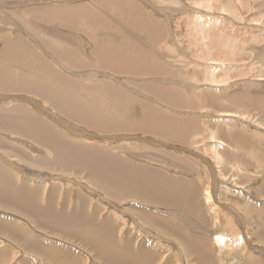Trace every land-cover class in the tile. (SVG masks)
Listing matches in <instances>:
<instances>
[{
	"label": "bare ground",
	"instance_id": "obj_1",
	"mask_svg": "<svg viewBox=\"0 0 264 264\" xmlns=\"http://www.w3.org/2000/svg\"><path fill=\"white\" fill-rule=\"evenodd\" d=\"M21 1L0 0V12H5L6 4L17 5ZM95 2L98 10L86 3L71 6L40 4L2 14V24L4 21L11 22L14 28H0V63L3 61L0 65V89L7 93L16 92L17 95V91H21L19 87H24L25 90V86H38V95L43 94L42 98H46L51 107L61 113L62 119L50 116L49 113L47 114L50 118L43 119L34 114L36 110L32 112L28 107L26 109L8 101L0 107V157L4 156L0 159V209L16 214V217L24 222L22 224L16 219L2 217L3 214L0 216V233L8 244L2 245L0 241V264H12L14 259L15 264H34V257L38 258L41 264H176V261L183 264V255L190 264H218L221 254L227 252L221 249L222 246L232 248L244 239L238 234L230 240L225 237L227 228H214L215 222L220 219L209 187L202 191L192 179H176L158 170L147 169L121 157L118 150L115 151V147L111 145H99L72 133V129L78 130L77 126L83 125L101 131L98 133H130L141 130L143 134L145 132L163 135L176 142L185 143L188 139V143L194 140L192 137L195 129L187 137L189 131L179 128L184 123L178 124V116H170L159 110L158 112L149 103L138 100L115 83L97 77V73L105 75L108 71L120 76L143 77L152 72L165 74L172 68L163 61H157L152 55L154 52L138 47L137 44L136 49L130 41L132 36L121 29L125 28V23L130 22L127 24L143 29L141 31L150 28L147 36L153 43L159 44V41H162L163 34L157 27L159 23L154 22L155 19L150 22L151 16L147 17V13L137 1ZM99 10H103V13ZM119 16H123V21L126 22H121ZM114 17L119 19L115 18L113 21ZM82 29L84 32L89 29V40L93 42L89 53V42L85 44L77 33ZM117 36L121 41L115 39ZM33 38L41 41L40 46L28 53L29 46L26 43ZM39 48H47V51ZM46 53L57 58L54 60L57 63L61 61L68 64L72 74L77 75L76 81L71 79L70 85L69 79L56 72L55 70L59 71L58 67L53 63L56 68L54 70L52 62L45 56ZM27 56L29 61L25 62ZM13 64L26 67L24 69L27 74L19 75L20 80L10 73L13 71L10 67ZM25 70L22 69L23 72ZM3 74L5 77H2ZM85 77L89 79L83 80ZM24 78L29 85L24 82ZM30 79H33V82ZM215 79L214 77V81ZM55 85L58 90L53 88ZM91 86L95 87L94 90ZM63 87L68 88V92L64 93ZM145 87L151 89L150 91L146 88L153 95L171 100L169 91L163 86L148 83ZM2 97L4 95H1L0 99ZM42 101L44 102L43 99ZM175 102L180 105H196L192 96L185 100L176 98ZM133 103L140 107L141 117L138 113L132 117L133 111L130 108ZM196 132L197 138L202 131ZM215 133L213 132L211 137L218 139ZM11 134L18 136L21 141L14 143L13 141L18 139H10ZM238 137H228V143L239 152H226L218 143L212 144L211 150L218 162L227 156L230 160L245 163L246 158L242 154L247 151L239 146L241 142L245 143ZM220 140L222 139L218 141ZM121 147L127 150L124 146L117 148ZM253 148L248 147L249 150H254ZM153 152L154 150L150 153L152 158ZM169 154L171 153L164 152L162 156L171 159ZM173 155L172 164L176 169L184 170L187 161L183 157L175 158ZM157 157L161 158L160 155ZM74 177L75 179H72ZM76 177L81 181L79 186L75 187L74 182L69 185L68 182L76 180ZM84 180L88 191L93 186L94 190L102 192L104 196L116 202L132 200L147 206L157 205V208L184 210L196 221L185 218L188 226L204 229L207 233L208 228H213V233L218 232L212 237L216 247L211 246L207 236L189 233V227L181 221L179 223L174 217L131 204L127 208L142 221L143 226H140L145 230L143 233L153 230L158 235L162 234L174 241L177 249L171 250L170 246L161 241H150L146 235H140L128 225V221L118 220L120 218H117L116 210L115 214L112 210L104 213L107 211L106 207L98 200L94 201L87 195L88 192L85 193L80 187L83 186ZM256 213V216H260V222L264 223V211L258 210ZM262 225L264 227V224ZM221 231H224V234ZM217 245L220 246L219 249Z\"/></svg>",
	"mask_w": 264,
	"mask_h": 264
},
{
	"label": "rangeland",
	"instance_id": "obj_2",
	"mask_svg": "<svg viewBox=\"0 0 264 264\" xmlns=\"http://www.w3.org/2000/svg\"><path fill=\"white\" fill-rule=\"evenodd\" d=\"M135 1L147 13V17L151 16L150 20L152 21L150 22L155 19L154 22L159 23L157 27L163 34L159 44L149 40L150 37L147 36V33L150 28H144V31H141L143 29L131 27L128 25L130 22L127 24L126 21H123L125 20L123 16H119L120 19L114 17L112 18L113 21L118 18L125 23V28L121 29L132 36L131 40L128 39V41L130 40L136 49L142 46L145 50L154 52L152 54L154 58L169 64L172 70L168 69V73L165 74L152 72L150 73L153 75L152 77H146V75L130 78L131 76H126L128 78L125 81L121 76L122 82L117 76L112 75L115 79L112 78L108 71L106 72L108 79L116 85L119 82L121 87L127 79H132V94L135 98L149 103L156 111L159 110L161 113L170 116H178L176 118L178 124L184 123L179 128L189 131L187 137L195 129L194 137H192L194 140H190L188 143V139L185 140V143L176 142L163 135L145 132L143 134L141 130L130 133L122 131L98 133L101 131L86 128L83 125L77 126L80 130L79 128L74 130L70 127L72 133L99 145H111L115 147V151L118 150L117 152L121 157H125L126 160L134 164L147 167V169L158 170L167 176H174L176 179L184 178L200 182L204 188L202 191L209 187L220 219L217 223L215 222L216 227L227 228L225 237L230 240L238 234L242 235L244 239L240 244H234L232 248L222 246L221 249L227 252L221 254L222 257L218 264H264V227L262 225L264 223L260 222V216H256L258 210L264 211V0ZM19 3V5L6 4L5 12H0V28L4 26L14 28L11 26V22L4 21L2 24V20H4L2 14H9L14 10L20 11L32 5L71 6L90 3L92 8L98 10L95 0H41L39 3L22 0ZM93 3L96 4V7L91 5ZM107 15L110 14L107 13ZM16 21L20 23L19 20L16 19ZM115 39L121 41L118 36ZM39 44L37 47L40 46ZM92 44L93 42L87 48L88 51L86 49L88 53ZM39 49L47 51V48ZM176 70L178 72H175ZM214 77L216 78L215 81ZM148 83L163 86L166 91H169L171 100L153 95L147 90L149 88L145 87ZM127 85L131 89V83ZM149 90L151 91V89ZM191 96L196 102L194 106H187L184 103L180 105L175 102L176 98L185 100ZM130 110L133 111L132 117L137 113L141 117L140 107L137 104L133 103ZM198 130L202 132L196 138L195 135ZM213 132L218 139L211 137ZM232 135L235 138L239 136V140L245 143L239 144L242 149L247 151L246 154H242L246 158L245 163L230 160L227 156L218 162L212 153L211 147L214 143H218L219 147L222 150L225 149L226 152H239L238 149L234 150L232 145L228 143V137ZM11 137L10 139H18L13 141L16 144L21 141L15 134H11ZM219 139L228 144L222 140L218 141ZM119 146H124L127 150H124L123 147L118 149ZM248 147H254V150H249ZM152 150H154L153 158V155L150 154ZM164 152L174 154L175 158L183 157L187 161L184 170L176 169L172 164V155L169 154L171 157L169 159L162 156ZM158 155L161 158H156ZM73 182L74 186L77 187L81 181L76 177V180L68 183L71 185ZM82 183L83 186L80 187L87 190L85 180ZM92 188L93 186L90 187L87 195L106 207L107 211L104 213L113 211L115 214L116 212L117 218H120L118 220L128 221L127 224L136 231L143 232L140 226H143L142 221L127 208V205H130L129 201L119 203L110 200L102 192L94 190V188L93 191ZM135 203L137 206L142 205L141 202L135 201ZM211 204H213L212 201ZM148 208L154 213H165L168 217H174L179 223L181 221L185 225H187L185 218L195 221V218L189 216V213L179 208H157V205ZM1 212L3 211L0 209V214L5 213ZM121 214L124 215L121 216ZM208 216L212 222L209 213ZM122 217L124 218L121 219ZM16 220L19 223H24L19 218ZM189 227L191 233L194 231L193 234L200 233L207 236L211 246L216 247L212 242V237L218 232L213 233L211 231L213 228H208V233L203 229L206 232L204 233L202 229L191 225ZM202 227L205 228L204 225ZM35 232L38 233L37 230ZM223 232L221 231L222 234H224ZM142 234L146 235L150 241H161V243L170 246L171 250L176 249L174 242H167L163 238L158 239L157 236L159 235L153 230ZM4 240V238H0L2 245L7 244ZM217 247L219 249L220 246L217 245ZM34 258V264H41L38 258ZM15 260L12 264H15ZM181 261L184 264H190L184 255ZM175 263L179 264V261Z\"/></svg>",
	"mask_w": 264,
	"mask_h": 264
},
{
	"label": "crops",
	"instance_id": "obj_3",
	"mask_svg": "<svg viewBox=\"0 0 264 264\" xmlns=\"http://www.w3.org/2000/svg\"><path fill=\"white\" fill-rule=\"evenodd\" d=\"M90 4V3H89ZM50 5V4H49ZM49 5H43V6H49ZM92 6H95L96 7V4L95 3H93V4H91ZM97 9V8H96ZM103 13V12H102ZM21 25V24H20ZM21 26H24V25H21ZM34 26V25H33ZM125 27V26H124ZM87 30V31H86ZM85 30V32L83 31V29L82 30H80L79 32H77L79 35H80V37H82V40H84V42H85V44H87L88 42H89V44L90 43H92V42H90V40H89V37H90V34H88V31H89V29H86ZM19 32H21L20 31V29H19ZM63 32H65L64 30H63ZM82 32V33H81ZM81 33V34H80ZM86 33V34H85ZM83 34V35H82ZM82 35V36H81ZM86 36H88V38L86 37ZM39 38H40V36H38ZM86 38H87V40H86ZM42 40V39H41ZM31 41V42H30ZM87 41V42H86ZM41 41L40 40H38V38H36V39H34L33 38V40H30L29 39V41H28V43H26V44H28V46H29V50H28V53L31 51V50H33L35 47H37L38 46V44L40 43ZM33 43V44H32ZM40 45V44H39ZM141 48H143L144 49V47H142L141 46ZM32 54H34L33 52H32ZM47 55H45V56H47L46 58L49 60V61H51L52 62V67L54 68V66H56V68L58 67V69H59V71L58 70H55L56 68H54V70L56 71V72H58V73H62L61 75L65 78L66 77V79H69V81H70V85H71V83H72V80L73 79H75V78H77L76 76L77 75H75V74H72V72L70 71V69H71V67L70 66H68V64H65L64 62V64L63 63H61V61H58V63L59 64H62V66H59V64L56 62V61H54V60H56L57 58H55L53 55H48L49 53H46ZM52 57V58H51ZM37 58H39V57H37ZM29 61V57L27 56V57H25V62H28ZM3 62V61H2ZM1 62V63H2ZM1 63H0V65H1ZM53 63H55L54 64V66H53ZM50 64V63H49ZM10 67H12V69H13V71L12 72H10V73H13V75H15L16 77V79L17 80H20V76H22V75H24V74H27V73H25L27 70H25L26 69V67H24V66H22V65H19V64H13V66H10ZM65 69H64V68ZM68 67V68H67ZM25 68V69H24ZM22 69L23 70H25L24 72L22 71ZM46 69H47V67H46ZM63 70V71H62ZM18 71H20V72H18ZM66 74H65V73ZM110 73V75H111V77L112 78H114L112 75H114V76H117L118 78H120V80H121V82H122V77L124 78V81L126 80V78H128V77H126V76H120V74H116L115 72H112V71H109ZM15 73V74H14ZM19 73V74H18ZM6 74V73H5ZM5 74H3L2 75V77H5ZM98 74V76L97 77H99V78H102V77H104V78H102V79H105V77H107L106 79H108L109 77H108V75L106 74V75H104V74H102L101 75V73H97ZM20 75V76H19ZM68 75V76H67ZM18 76V77H17ZM144 76H146V75H144ZM153 75H147L146 77H152ZM155 76V75H154ZM140 76H138V77H135V78H139ZM14 77H13V80L15 79ZM80 77H78V79H79ZM130 78H132V77H130ZM72 79V80H71ZM81 80H82V78H80ZM86 79V77L85 78H83V80H85ZM89 79V78H88ZM88 79H86V80H88ZM115 79V78H114ZM24 80V82H26L27 81V79L25 80V78L23 79ZM30 80H32L31 82H33V79H30ZM109 80V79H108ZM28 81H29V79H28ZM40 81H41V79H40ZM47 82L49 81V80H46ZM74 81H76V79L74 80ZM23 82V83H24ZM30 82V81H29ZM132 82V79L131 80H128L127 79V81H126V83L128 84V83H131ZM45 83V82H44ZM126 83H124L122 86L123 87H121L120 85H119V82H118V86H120V88H122V89H124V90H126V91H129L131 94H132V85H131V89H130V87L126 84ZM26 84H28L27 82H26ZM29 85V84H28ZM94 86H95V84H94ZM94 86H91V89L92 90H94ZM127 86V87H126ZM26 88H25V90H24V87H19V89L21 90V91H17V95H15V93L16 92H12V93H10V92H4L3 90H1L0 91V96L1 95H4V97H2L1 99H0V101H1V103H0V107L1 106H3V104L4 103H6L7 101H8V103H14V104H18V105H22V106H24L26 109H30V111H32V112H34V110H36L35 112H34V114H36V115H40V118H43V119H46V117L47 118H50L49 117V115L47 114V113H49L50 114V116H52L53 115V117H58V118H61L62 119V116H61V113H59V111L57 110V109H54L53 107H51V103H49V101H47L46 100V98H42V96H43V94H41V93H39V95H38V93L36 92V90L37 89H39L38 88V86H25ZM52 88V87H51ZM55 90H58V88H57V86L55 85L54 87H53ZM52 88V89H53ZM28 89V90H27ZM63 89H64V93H66V92H68V88H65V87H63ZM24 90V91H23ZM27 92V93H26ZM7 93V94H6ZM20 95H19V94ZM11 94V95H10ZM20 96V97H19ZM25 98H24V97ZM36 96H38V97H36ZM16 97H19V98H17V99H14V98ZM23 99H22V98ZM33 97V98H32ZM40 97V98H39ZM36 98H38V99H36ZM44 100V102L42 101V99ZM16 100V101H18V102H16L15 103V101L14 100ZM20 99V100H19ZM30 99V100H29ZM24 100H25V102H24ZM29 100V101H28ZM34 102H33V101ZM5 101V102H4ZM23 101V102H22ZM39 101V102H38ZM28 104H27V103ZM31 103V104H30ZM34 103V105H32ZM30 104V105H29ZM39 104V105H38ZM46 104V105H45ZM27 105H29V106H27ZM38 105V106H37ZM49 105V106H48ZM32 106V107H31ZM34 106V107H33ZM28 107V108H27ZM37 107H38V109H37ZM44 107V108H43ZM35 108V109H34ZM49 108V109H48ZM49 111V112H48ZM187 180H189V179H187ZM202 181V180H201ZM194 182H196L199 186H200V190H202V188H203V185L202 184H200V182H197V181H194ZM202 183V182H201ZM198 186V187H199ZM82 190H84V189H82ZM84 191H87L88 192V189L87 190H84ZM77 193V192H76ZM86 193V192H85ZM75 196V195H74ZM73 196V198H75ZM130 202V205L132 204V206H137V204L135 203V201L134 202H132V200L131 201H129ZM73 203H74V200H72V202H71V205H73ZM120 203V202H119ZM130 205H127V207L128 206H130ZM137 207H146L145 209L147 210V208L149 207V206H147V205H144V204H142L141 206H137ZM144 209V210H145ZM148 210L150 211V209L148 208ZM3 211V210H2ZM3 212H5V213H7L6 211H3ZM5 213H3V216H2V214H0V216H2V217H5V218H13V220L14 219H18L17 217H16V214H13V213H10V212H8V214H5ZM132 213V212H131ZM170 217V216H169ZM21 220V219H20ZM22 221V220H21ZM196 222V221H195ZM217 223V222H216ZM183 226V225H182ZM186 226H188V225H186ZM217 225L215 224V226H214V228L216 227ZM144 227H146V226H144ZM189 227V226H188ZM190 230H191V228L189 227V233H191L190 232ZM138 232V231H137ZM143 232H145V230L143 229ZM142 232V233H143ZM139 233V232H138ZM141 232L139 233L140 235L142 234ZM193 233H195V232H193ZM197 234V233H196ZM199 234V233H198ZM143 235V234H142ZM199 235H202V234H199ZM0 236H1V238H3L4 237V235L2 234L1 235V233H0ZM3 236V237H2ZM159 236L160 237H158L157 236V238L158 239H160V238H163V239H166L167 241H170V242H174V241H171V240H169L168 238H166L164 235H162V234H159ZM162 236V237H161ZM164 236V237H163ZM204 237H206L205 235H203ZM157 241V240H156ZM176 242V241H175ZM175 244V243H174ZM176 246V245H175ZM176 249H177V247H176ZM20 259H22L21 257H20ZM183 259V258H182ZM184 264V263H183Z\"/></svg>",
	"mask_w": 264,
	"mask_h": 264
}]
</instances>
